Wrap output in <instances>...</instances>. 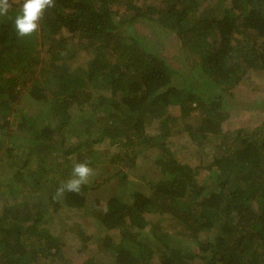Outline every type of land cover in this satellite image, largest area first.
<instances>
[{
  "label": "trees",
  "instance_id": "16d2710c",
  "mask_svg": "<svg viewBox=\"0 0 264 264\" xmlns=\"http://www.w3.org/2000/svg\"><path fill=\"white\" fill-rule=\"evenodd\" d=\"M206 2L56 0L40 30L23 38L14 25L22 0L11 2L0 17V156L15 161L0 164V176L15 165L12 188L30 182L44 190V164L54 148L63 158L57 165H70L71 158L92 168L109 161L108 178L123 185L143 149H155L159 175L145 191L132 190L129 202L115 195L103 204L87 201L86 193L107 179L99 178L79 194L66 192L60 202L41 192L39 204L4 205L0 264H102L101 252L91 250L90 236L78 225L73 251L80 260H72L71 247L44 226L45 195L48 203L84 210L97 226L119 232L116 242H104L109 264H153L154 254L156 264H264V119L249 130L222 128L229 116L226 96L248 71L264 72V0H216L211 7ZM138 22L173 32L193 70L181 72L149 49L133 30ZM75 37L96 53L85 67L70 71L63 60L75 55ZM42 52L51 67L40 66ZM25 96L36 104L34 114L18 111ZM260 101L254 107L264 110ZM170 106L184 120L198 112V124L179 125ZM155 120L157 132L149 134ZM182 133L199 151L213 146L206 164L176 160L167 143ZM67 137L75 142L68 144ZM65 143L71 146L63 149ZM101 144L123 150L106 157ZM151 214L173 217L188 235L180 239L153 224L149 236L156 244L149 243L140 231Z\"/></svg>",
  "mask_w": 264,
  "mask_h": 264
},
{
  "label": "rangeland",
  "instance_id": "374dc122",
  "mask_svg": "<svg viewBox=\"0 0 264 264\" xmlns=\"http://www.w3.org/2000/svg\"><path fill=\"white\" fill-rule=\"evenodd\" d=\"M17 1L18 0H11V2ZM215 1L216 0H207L206 5L211 7ZM120 9H122V7ZM133 30L138 35L144 37L143 42L149 49L155 50L160 54L165 55L168 59H170L169 61L174 63V65L181 72L189 73L191 70H193L190 62L183 58L177 38L173 32L167 29L155 30L150 23L141 24L139 22L135 24ZM66 35V33L62 34L63 37ZM70 43H72V50H75L74 53H76L74 56L67 57L68 55H66V59L63 60L66 62L63 63L66 64L70 71L75 67H85L86 63L91 60L96 51L91 48L86 49L83 43L80 42L79 38L77 37L70 39ZM66 50L63 52V55H65ZM41 56L42 63L40 66L44 64L45 67H51L52 61L49 60L48 55L42 52ZM55 70H57V67ZM41 79L43 80L44 78ZM52 87H54V84H52ZM263 98L264 72L248 71L246 75L242 77L240 82L231 90L230 95L226 96V99L229 101V116L222 124L223 130L232 131L238 127H243L246 130H249L252 126L262 121L264 119V110L258 109L254 106L255 103L259 104L262 102L260 100H263ZM35 105L36 104L32 103L25 96L20 101L19 105H17V109L21 112L34 114L33 108ZM168 111L169 114L177 117V121L179 122V125L181 124V126H183L184 123L195 126L198 124V119L200 118L198 112H193V114L188 116V118L185 120L182 119L177 106H170ZM35 112H37L36 109ZM157 123L158 121L155 120L146 128L149 134H156ZM66 141L68 144H73V142H75V140L70 137H67ZM4 142L5 143L3 145L5 146L6 139H4ZM167 145L179 163L188 164L192 167L206 164L207 161H203L207 160L204 156L207 154L211 155V148H213L210 143H207L205 148H203L204 151L195 149L188 136L184 133H182V135H173L170 137L168 139ZM67 146L71 145H67L65 143L63 149L67 148ZM208 146H211V148ZM99 148L102 155L103 153H107L106 157L110 156L112 152H120L123 150L118 147H109L106 144H101ZM54 149L55 150L51 151L50 154L47 155L46 163L44 164L46 165L44 169L47 170L45 174H47V180L49 181L42 186L44 190L39 189L40 187H32L30 182H27L26 184L23 183L25 185H15V187L13 186L12 188L9 180L12 176L13 170L17 166L12 165L5 168V173L3 172V174L0 176V210L4 205L15 206L23 202L39 204L40 202L37 201L40 200L38 196L41 195V192L55 194L56 189L61 185V183L65 182L69 178L72 166L74 164V158H71L70 165H66V163L57 165L58 161L63 160V158H61L62 154L56 148ZM201 152L203 154L202 156L200 154ZM0 154H4V152L1 151ZM156 155L157 150L155 149L150 151L143 149L142 153L137 157L136 165L132 168L129 176L127 177V182L124 185L119 184V181L115 176L108 178L112 168V164H110L109 161L104 162V164L101 163V165H96L94 168H92L94 174L90 178L88 184L94 186L95 180L99 178L107 179L104 183L94 187V190L88 191L86 193L87 201L89 199L98 198L101 199V204H103L107 198H109L111 195H115L122 197L125 201L129 202L132 198L130 195L132 190L145 191L148 186V181L157 180L159 172L156 168L154 160ZM19 156L21 159H23V156ZM34 157V155L29 157L31 170L34 169L37 160ZM11 161H15V158L13 157L9 159L5 155L0 156V164L2 166H5L4 163ZM204 174L208 177L207 171H205ZM63 197L58 199L59 202L60 200H63ZM44 201L47 203V205L44 207V213H46L45 220L43 221L44 226L49 230L54 229L57 232L59 238L63 239V241L71 247L70 254H72V260H80V257L75 253V251H73L75 248H77L76 242H74V232L78 225L82 226V228L86 230V234L90 236L88 246L91 248V250L95 252V254L101 252L102 255L99 258L102 260V264H109L111 262H109V248L105 246L104 242H116L119 235L117 230L106 231L101 226H97L94 218L90 217L89 213L85 212L84 210L68 207L60 203L57 206L52 205V202L48 203V195H45ZM147 216L149 223L147 224L146 228L140 232L143 233V237L147 236L148 242L153 245L156 243L149 236V228L152 229L151 226L153 224L157 225L156 227L162 231L168 232L174 237H178L180 239H184L188 235L185 233L186 230L184 227L180 226L179 222L173 217L163 214H151ZM156 260L157 257L154 254L152 263L156 264ZM38 264H50V261L43 259L42 263Z\"/></svg>",
  "mask_w": 264,
  "mask_h": 264
},
{
  "label": "clouds",
  "instance_id": "9594fccd",
  "mask_svg": "<svg viewBox=\"0 0 264 264\" xmlns=\"http://www.w3.org/2000/svg\"><path fill=\"white\" fill-rule=\"evenodd\" d=\"M11 7L10 0H0V17L6 16ZM54 7L56 0H22L20 11L14 19L17 35L23 38L37 33L46 11ZM93 174L89 162L74 163L69 178L56 189L53 199L62 198L66 192L79 194L82 186L89 183Z\"/></svg>",
  "mask_w": 264,
  "mask_h": 264
}]
</instances>
